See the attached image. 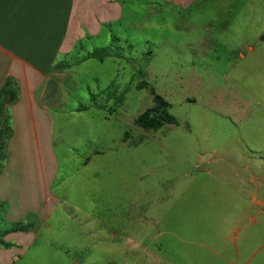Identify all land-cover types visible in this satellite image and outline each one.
Returning <instances> with one entry per match:
<instances>
[{"label": "rangeland", "instance_id": "obj_1", "mask_svg": "<svg viewBox=\"0 0 264 264\" xmlns=\"http://www.w3.org/2000/svg\"><path fill=\"white\" fill-rule=\"evenodd\" d=\"M115 2L120 19L52 70L64 100L52 145L35 148L51 159V209L25 222L30 246L15 264H244L254 251L264 264V0ZM103 47V61H83ZM142 82L177 125L135 124L153 104ZM6 157L0 148V176ZM241 214L249 236L220 249ZM7 234L3 246L17 247Z\"/></svg>", "mask_w": 264, "mask_h": 264}, {"label": "crops", "instance_id": "obj_2", "mask_svg": "<svg viewBox=\"0 0 264 264\" xmlns=\"http://www.w3.org/2000/svg\"><path fill=\"white\" fill-rule=\"evenodd\" d=\"M118 8L115 0H0V92L9 83L17 94L16 98L6 100L0 118V134L9 128L7 138L0 142L7 156L2 164L8 162L0 176V264H15L19 260L22 254L18 253H24L30 246L25 235L30 232L24 229L25 222L47 215L51 209L50 201L45 202L43 198L45 173L48 180L51 178V166L46 172V164L50 165L51 159L40 151L36 157L35 148L49 149L52 145L51 110L59 108L64 100L66 81L63 75L52 70L65 61L82 37L96 36L102 25L119 20ZM36 166L39 169L37 187ZM29 168H34L33 175L27 174ZM11 169L19 174L15 180L8 175ZM251 202L260 204L256 198ZM243 218L241 214L236 222L227 223L220 249L232 242L238 245L239 239L249 236L248 231H241ZM248 220L256 223L255 217ZM21 227L22 231L12 232ZM3 233H9L10 240L16 238L8 242L17 247H4ZM208 250L221 256L218 249L208 247ZM240 250L237 247V256ZM251 253L244 264L252 263L255 251Z\"/></svg>", "mask_w": 264, "mask_h": 264}, {"label": "trees", "instance_id": "obj_3", "mask_svg": "<svg viewBox=\"0 0 264 264\" xmlns=\"http://www.w3.org/2000/svg\"><path fill=\"white\" fill-rule=\"evenodd\" d=\"M264 40V35L261 37ZM105 52L106 47L95 49L90 52L83 61L85 60H92L96 59L99 61H103L102 57L100 56L99 52ZM10 84L8 83L0 92V118L4 112V107L6 100L9 97L16 98L17 94L16 91L11 89ZM138 89H144L149 87L150 93L152 94V101L153 104L150 108L146 109L141 115H139L136 120L135 124L142 128L146 132L156 131L164 127L166 124L168 125H177L178 121L175 116H173L170 112V103L160 94L157 93L156 89L148 84L147 82H142L138 86ZM89 107L83 106L78 109V111H86ZM8 127L0 134V142L5 140L8 136ZM1 148V146H0ZM21 228H15L13 231L21 230Z\"/></svg>", "mask_w": 264, "mask_h": 264}]
</instances>
